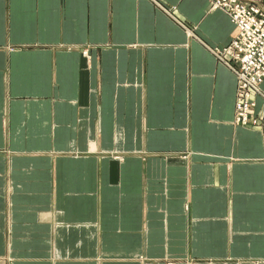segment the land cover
Returning a JSON list of instances; mask_svg holds the SVG:
<instances>
[{
    "label": "crops",
    "instance_id": "1",
    "mask_svg": "<svg viewBox=\"0 0 264 264\" xmlns=\"http://www.w3.org/2000/svg\"><path fill=\"white\" fill-rule=\"evenodd\" d=\"M235 33L209 0H0V264H264Z\"/></svg>",
    "mask_w": 264,
    "mask_h": 264
},
{
    "label": "built area",
    "instance_id": "2",
    "mask_svg": "<svg viewBox=\"0 0 264 264\" xmlns=\"http://www.w3.org/2000/svg\"><path fill=\"white\" fill-rule=\"evenodd\" d=\"M209 3L225 9L236 25L229 43L218 50L221 58L226 53L237 62L236 66L230 65L237 79L234 121L256 123L252 95L260 91L264 78V8L253 0H209Z\"/></svg>",
    "mask_w": 264,
    "mask_h": 264
}]
</instances>
